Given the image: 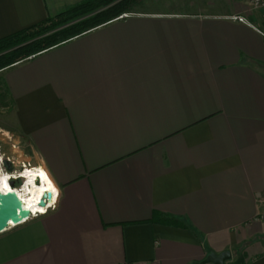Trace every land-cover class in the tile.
I'll list each match as a JSON object with an SVG mask.
<instances>
[{"label": "crops", "instance_id": "0c3cea01", "mask_svg": "<svg viewBox=\"0 0 264 264\" xmlns=\"http://www.w3.org/2000/svg\"><path fill=\"white\" fill-rule=\"evenodd\" d=\"M85 1L0 0V40ZM247 3L144 0L1 72L59 196L0 235V264H264V31Z\"/></svg>", "mask_w": 264, "mask_h": 264}, {"label": "trees", "instance_id": "16d2710c", "mask_svg": "<svg viewBox=\"0 0 264 264\" xmlns=\"http://www.w3.org/2000/svg\"><path fill=\"white\" fill-rule=\"evenodd\" d=\"M87 0L54 18L0 40V72L31 56L42 54L58 45L108 24L124 14L135 12L144 0ZM94 16L75 22L91 13ZM17 50L8 52L13 48ZM154 213V218L157 216Z\"/></svg>", "mask_w": 264, "mask_h": 264}, {"label": "rangeland", "instance_id": "374dc122", "mask_svg": "<svg viewBox=\"0 0 264 264\" xmlns=\"http://www.w3.org/2000/svg\"><path fill=\"white\" fill-rule=\"evenodd\" d=\"M120 1H118V2H120ZM138 9H140V8H138ZM103 10H105V9H102L100 11H96L95 13H91V14H89V15L81 18V19L76 20L75 22L88 19V18L94 16L95 14H97ZM244 11L246 13H248L249 15H253L255 17V19H257L260 22V24L263 25V31H264V11L253 9L252 6L250 5V3L248 4L247 7L244 8ZM128 14H130V13H128ZM128 14L122 15L118 19H120V18H122ZM17 49H18V47L13 48L8 52H12V51H15ZM5 53H7V52L0 54V56L4 55ZM33 57L34 56H31L25 60L20 61L19 63L27 61ZM19 63H17V64H19ZM1 72H3V71H1ZM1 72H0V160H2L1 161V164H2L1 169L5 171V168L3 167L2 162L10 161L14 166V172H17L18 174H20L21 171H25L26 167L30 168L32 166L28 160L27 143H23V141L20 140V134L18 133L16 126H15V123H14V120L12 119V116L10 114V112L12 111L11 110V103H10V100H9V97L7 94V90H6L4 83H3V80H2ZM16 186H17V188H20L21 186H23V182L19 181V183H17Z\"/></svg>", "mask_w": 264, "mask_h": 264}, {"label": "bare ground", "instance_id": "6f19581e", "mask_svg": "<svg viewBox=\"0 0 264 264\" xmlns=\"http://www.w3.org/2000/svg\"><path fill=\"white\" fill-rule=\"evenodd\" d=\"M1 161L2 160H0V194L16 193L23 201L25 209L30 210L34 214L44 215L46 210L40 207L41 200L45 194L57 192L48 174L42 169L26 167L25 171H21L19 176L20 179H23V186L14 189L10 186V181L12 179L10 176L11 174L1 169ZM45 176L47 179H45ZM53 188L56 192L51 190ZM54 202L55 198L53 194L51 203L53 204ZM40 209L44 210L40 211Z\"/></svg>", "mask_w": 264, "mask_h": 264}, {"label": "water", "instance_id": "95a60500", "mask_svg": "<svg viewBox=\"0 0 264 264\" xmlns=\"http://www.w3.org/2000/svg\"><path fill=\"white\" fill-rule=\"evenodd\" d=\"M3 167L9 173L14 172V166L10 161H4ZM16 182H10L14 188ZM53 194L47 193L40 202V207L46 208V201L52 202ZM42 216V215H38ZM32 212L24 208L23 201L16 193L0 194V235L6 233L11 228L19 227L32 219ZM14 224V227L10 225ZM232 259L230 252H224L221 255L210 254L199 264H226Z\"/></svg>", "mask_w": 264, "mask_h": 264}, {"label": "built area", "instance_id": "2783aa9c", "mask_svg": "<svg viewBox=\"0 0 264 264\" xmlns=\"http://www.w3.org/2000/svg\"><path fill=\"white\" fill-rule=\"evenodd\" d=\"M248 2L250 3V5L252 6L253 9L264 11V0H248ZM125 16H126V15H125ZM237 20H238L239 22H245V21H246L244 18H241V17L237 18ZM2 163H3V162H2ZM30 168H32V167H30ZM5 172H6V173H9V172H7L6 170H5ZM9 174H11L10 176L12 177V179H11L10 182L14 181V182H16V185H17V183H19V181H22V182H23V179H20V178H19L20 174H18L17 172H12V173H9ZM16 185H15L14 189L17 188ZM55 192H56V191H55ZM53 194H54L55 202L52 204L51 202L46 201V208H44V209L46 210V213H45V214H47L48 212L52 211V210L55 208V203H56V201H57V198H58V196H59V195H58L59 193L56 192V193H53ZM24 208H25V207H24ZM45 214H44V215H45ZM32 217H38V214H34V213H32ZM10 225H11L12 227H14V224L10 223Z\"/></svg>", "mask_w": 264, "mask_h": 264}, {"label": "snow or ice", "instance_id": "6c2138e0", "mask_svg": "<svg viewBox=\"0 0 264 264\" xmlns=\"http://www.w3.org/2000/svg\"><path fill=\"white\" fill-rule=\"evenodd\" d=\"M43 175V174H42ZM45 179H47V177L45 176ZM50 183V182H49ZM52 191H55V189H51ZM44 209H40V211H43Z\"/></svg>", "mask_w": 264, "mask_h": 264}]
</instances>
